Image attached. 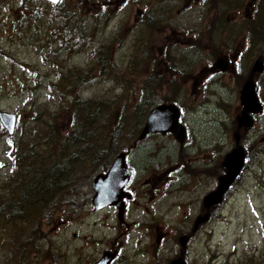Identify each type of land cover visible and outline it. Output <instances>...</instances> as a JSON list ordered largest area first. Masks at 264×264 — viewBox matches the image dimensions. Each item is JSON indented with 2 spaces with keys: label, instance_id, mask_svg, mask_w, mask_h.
Masks as SVG:
<instances>
[{
  "label": "rangeland",
  "instance_id": "374dc122",
  "mask_svg": "<svg viewBox=\"0 0 264 264\" xmlns=\"http://www.w3.org/2000/svg\"><path fill=\"white\" fill-rule=\"evenodd\" d=\"M123 2L0 0V109L17 115L11 135L0 123V264H93L115 249L111 264H170L179 255L178 237L202 215L204 196L224 173L221 162L235 145L241 109L238 76L245 57L253 64L264 49V18L234 15L230 7L209 20L203 48L199 32L166 34L163 43L156 19H128ZM174 15L162 18V27L192 25ZM219 57L228 69L211 72ZM254 82L264 105V69ZM67 83L82 98L111 102V120L131 130L156 105L181 109L182 143L170 132L150 133L135 146L125 138L116 142L113 156L128 151L134 170L122 221L114 206H92L93 178L113 156L93 173L77 168L62 179L35 216L30 203L17 204L18 179L5 186L16 173L11 148L20 136L41 143L45 124L61 135L69 128ZM37 109L42 120L35 123ZM256 117L240 130L244 169L188 240L186 264H264V109Z\"/></svg>",
  "mask_w": 264,
  "mask_h": 264
},
{
  "label": "trees",
  "instance_id": "16d2710c",
  "mask_svg": "<svg viewBox=\"0 0 264 264\" xmlns=\"http://www.w3.org/2000/svg\"><path fill=\"white\" fill-rule=\"evenodd\" d=\"M102 69L104 64H101ZM72 85H66L64 95L71 96L67 101L69 128L55 133L51 123L45 124V139L41 143L27 142L22 135L12 144L11 150L16 160V173L6 181L11 185L18 179L19 205L31 204V216L42 210L46 202L55 195L62 179L67 178L77 168L89 173L108 165L117 149L116 142L125 138L134 141L139 127L134 129L119 127L118 121L111 120L116 114L111 102L102 99L82 98ZM147 95L142 93L143 100ZM117 108V107H116ZM42 120V110L37 109L32 121ZM42 136L43 131L33 127V135ZM54 140L57 142L54 143ZM131 141V142H132ZM131 144V143H130ZM16 150H13V149ZM52 155L49 159L45 153ZM14 202V199L12 200ZM16 203V202H15Z\"/></svg>",
  "mask_w": 264,
  "mask_h": 264
},
{
  "label": "water",
  "instance_id": "95a60500",
  "mask_svg": "<svg viewBox=\"0 0 264 264\" xmlns=\"http://www.w3.org/2000/svg\"><path fill=\"white\" fill-rule=\"evenodd\" d=\"M47 1L53 4L59 2V0ZM263 57L264 50L255 60L248 79L243 84L240 91L241 111L236 118L237 126L233 134L236 145L223 158L222 164L225 171L223 174L219 175L216 188L204 196L206 212L197 216L190 233L179 237L178 240L181 245L180 254L177 258L173 259L170 264H185L184 254L188 239L193 235L201 223L208 220L210 208L222 202L224 194L238 176L243 166L244 150L242 146L239 145V130L242 126L245 129L251 126L252 117L249 114L250 112L258 114L262 110V104L259 102L256 95V86L253 83L252 76L254 72L263 69ZM215 65L218 69L226 68V62L221 58L215 62ZM179 118L180 109L175 104L162 103L152 107L147 113L143 126L138 134V139L141 140L145 138L149 133L159 132L164 134L170 132L178 142L182 143L186 135L185 127L180 122ZM0 122L7 132L12 134L15 129L16 114L0 109ZM130 174L131 169L126 163V153L121 151L113 158L107 171L105 173H98L93 179L95 194L93 195L92 204L94 208L100 209L108 205H115L118 209V217L121 218L124 210L123 198L128 197V194L124 191V186L127 184ZM115 255L116 252L105 250L101 257L93 264H109Z\"/></svg>",
  "mask_w": 264,
  "mask_h": 264
},
{
  "label": "flooded vegetation",
  "instance_id": "af4514ba",
  "mask_svg": "<svg viewBox=\"0 0 264 264\" xmlns=\"http://www.w3.org/2000/svg\"><path fill=\"white\" fill-rule=\"evenodd\" d=\"M123 1H124L123 3L125 5H127L128 19H132V17L134 19L144 20V21L147 19H154V20L156 19L155 20L156 21V30H157V32L160 30L163 43H167L166 34L172 33L175 35L178 31H181L182 33L190 31L191 33H193L195 35V33L199 32V34L202 35V38L200 37V40H199V43L197 46H203V48H205V45L208 41V40L206 41L205 36L207 34L209 36V20L211 18H214V17H219L222 14H226L224 12H228L227 10L230 7L233 8L234 11H232V13L234 15L241 14V17L246 16L247 18H254V17H263L264 18V0H246V1H243V0H123ZM170 2L175 3V4H179L180 6H183L182 10H181V7H175V6L168 7L167 5H169ZM246 4H247V6L244 7ZM236 10H238V11H236ZM174 13H177L179 15V17H182V18L188 17V18L192 19L193 20L192 25L190 27H188L187 24L185 26H177L175 28L162 27L161 19L162 18H164V19L172 18L175 16ZM258 19H261V18H258ZM231 26H235L236 30H237L238 25L232 24ZM252 27H254V31H256V25H253ZM230 31L235 32L234 30H232V28L230 29ZM242 51L243 50H240L239 54H241L240 52H242ZM239 54L236 56L235 60H237V57H239ZM224 61L226 62V60H224ZM215 62L212 63V65L210 67L211 72H221V71H225L228 69V63L227 62H226V68L225 69L216 68ZM253 63H254V61H253ZM252 65H253L252 60L248 57H245V62H244L243 67L241 66V72L239 73L237 82H239V83L245 82L244 80L247 79ZM263 69H264V60H263ZM263 69H262V71H263ZM246 71L248 73H247L246 77H244V73ZM261 72H255L253 74V80H254L255 74L256 73L258 74ZM255 84H256V82H255ZM256 86H257V84H256ZM257 93H258V88H257ZM258 96H259V94H258ZM259 99H260V97H259ZM262 104H263V102H262ZM257 115H259V114H254V116H253L254 120L257 118L256 117ZM186 136H187V134H186ZM185 139H186V137H185ZM126 162H127V165L132 170V167L129 165L127 160H126ZM241 173H240V175H241ZM127 186L125 187V190L129 191L131 193V196H132V191L129 190V183ZM203 206H204V202H203ZM205 210H206V208L204 206V211ZM120 221H122V219ZM192 227H193V225H192ZM192 227H191V229H192ZM188 233H185V234H188ZM113 252H116V255L110 261L109 264H111L112 261L116 258L118 250L115 249Z\"/></svg>",
  "mask_w": 264,
  "mask_h": 264
},
{
  "label": "bare ground",
  "instance_id": "6f19581e",
  "mask_svg": "<svg viewBox=\"0 0 264 264\" xmlns=\"http://www.w3.org/2000/svg\"><path fill=\"white\" fill-rule=\"evenodd\" d=\"M204 206H205V205H204ZM204 206H203V207H204Z\"/></svg>",
  "mask_w": 264,
  "mask_h": 264
}]
</instances>
